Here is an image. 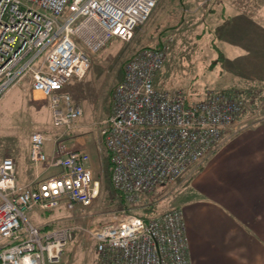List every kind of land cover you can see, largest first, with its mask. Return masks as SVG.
Returning a JSON list of instances; mask_svg holds the SVG:
<instances>
[{"label": "built area", "instance_id": "built-area-1", "mask_svg": "<svg viewBox=\"0 0 264 264\" xmlns=\"http://www.w3.org/2000/svg\"><path fill=\"white\" fill-rule=\"evenodd\" d=\"M159 1L0 0V100L30 81L32 91L50 101L53 127L62 136L70 133L84 115L70 85L85 77L92 56L110 41L129 40ZM167 56L164 45L130 58L105 121L111 182L132 208L197 168L234 130L247 106L231 92L208 90L191 101L185 90L157 87ZM46 143L44 131L32 133L30 160L58 168V175L20 187L16 158L0 163V264L57 263L78 230L94 242L98 264H191L181 209L148 220L121 210L86 228L36 226L29 219L35 209L88 208L101 187L86 150L68 151L58 139L49 155Z\"/></svg>", "mask_w": 264, "mask_h": 264}, {"label": "rangeland", "instance_id": "rangeland-1", "mask_svg": "<svg viewBox=\"0 0 264 264\" xmlns=\"http://www.w3.org/2000/svg\"><path fill=\"white\" fill-rule=\"evenodd\" d=\"M262 2L264 0L260 5ZM240 3V0H160L150 19L138 26L129 40L110 41L92 56L85 77L70 85L69 91L82 106L84 115L78 128L63 136L62 131L52 126L50 101L34 93L30 81L13 87L0 100V162L8 156L15 157L19 173L22 160L21 168L30 173V180L25 185L60 173L58 168H49L47 164L33 165L32 170L29 167L26 157L32 133L36 130L46 133L47 144L53 148L59 139L68 151L86 150L91 156L95 178L100 181V194L91 207L77 206L72 211L64 205L51 211L35 209L29 219L36 226L53 224L86 228L105 222L109 214L115 212V206L107 198L113 188L103 130L113 110L114 89L124 77L127 62L143 48L166 45L168 56L157 75V87L185 90L193 98L205 96L208 90H225L223 86L232 81L228 74L229 65L220 63V53L213 47L214 42L219 41L221 27L214 9L220 11L222 6L237 8ZM259 107L247 102L241 122L230 134L263 118L264 109ZM204 161L175 183L160 186L145 196L142 204H153L162 213L178 206L186 196L187 185ZM54 264H98L94 242L78 230L60 261Z\"/></svg>", "mask_w": 264, "mask_h": 264}, {"label": "crops", "instance_id": "crops-1", "mask_svg": "<svg viewBox=\"0 0 264 264\" xmlns=\"http://www.w3.org/2000/svg\"><path fill=\"white\" fill-rule=\"evenodd\" d=\"M240 1L237 8L214 9L221 26L215 47L233 82L222 91L264 109V3ZM227 136L175 207L184 214L191 264H264V117ZM45 150L54 154L47 143ZM26 159L32 170L30 148ZM21 163L18 184L24 187L30 173Z\"/></svg>", "mask_w": 264, "mask_h": 264}, {"label": "trees", "instance_id": "trees-1", "mask_svg": "<svg viewBox=\"0 0 264 264\" xmlns=\"http://www.w3.org/2000/svg\"><path fill=\"white\" fill-rule=\"evenodd\" d=\"M219 31V30H218ZM216 41L214 42V48H215V51H217L218 53H221L220 49L218 47H215ZM159 47H163V45H159L158 47H154V48H159ZM202 98V97H201ZM189 99L192 101L194 99H199V97L197 98H193L192 96L189 95ZM108 161H109V168H110V180H111V162H110V154L108 153ZM202 170V167L199 168V170L197 171L196 174L199 173V171ZM111 185H112V182H111ZM112 188H113V191L110 195H107V198L110 199V203L112 205L115 206V212L117 211H121V210H129L135 214H137L138 216L144 218L145 220H148L149 218L151 217H156L158 216L159 214H161L162 212H159L155 206H153V204H142L137 207V208H132L130 207L125 198L123 197V195H121L120 193H118L113 185H112ZM144 201V200H143ZM140 211V212H139ZM48 228H45V230H48V229H51L53 227H55L54 225H49L47 226Z\"/></svg>", "mask_w": 264, "mask_h": 264}]
</instances>
